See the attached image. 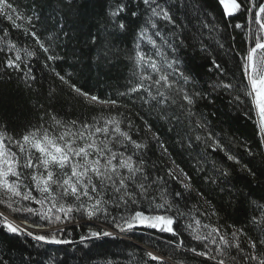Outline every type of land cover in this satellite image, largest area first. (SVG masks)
<instances>
[{"label": "trees", "instance_id": "1", "mask_svg": "<svg viewBox=\"0 0 264 264\" xmlns=\"http://www.w3.org/2000/svg\"><path fill=\"white\" fill-rule=\"evenodd\" d=\"M12 2L25 15H32L34 11L39 14L40 19H33L32 25L17 21L22 25L17 29L0 16V49H2L0 51V122L7 123L8 133L19 134L31 125L50 123L46 113H54L67 121H91L93 117L101 114V108L108 107L84 103L82 97H78L68 85L59 80L55 75V72H59L70 83L86 92L98 95L101 99L111 98L120 101L122 105H128L131 112L127 108L120 107L113 109L111 114H123L122 127L125 130H127V120L131 118L133 139L149 145L148 149L144 150L147 172L153 178L157 175L164 177L167 188L183 191L180 182L172 181L167 176V169L174 167L172 164L174 159L176 164L191 177L195 199L189 198L187 207H185V199L179 200V207L187 215L178 217L175 236L148 228L119 233L105 222L103 216L88 220L86 217L80 219L79 215L76 220L51 226L62 228V231L48 233L70 241L68 244L38 242L26 234H11L0 229V264H157L147 258L146 253L149 251L162 256L166 264H201L204 258L194 259L189 249L192 247H199L204 251L208 249H204L203 245L198 246L185 230V225L191 223L192 218L199 219L202 224L220 226L221 231L226 232L229 239H231V231L234 230L226 227L229 225H234L237 229H249V234L252 236L260 235L259 229L252 230L250 221L254 215L257 218L260 216V206H264V174H262L264 173V137L259 132L255 110L249 111L252 108L251 102L242 92L232 90L220 95L213 93L216 96L214 103L198 101L192 110L194 115L191 118L186 113L181 114L176 107L164 105L162 112L159 105L150 107L144 104L140 97L146 96V93L135 94L133 103L128 97H121L119 94L127 91L130 82L136 80L133 75L136 69L132 57L135 55L137 32L147 19L141 12L144 6L140 0H122L128 5V11L121 14L129 25L125 32L113 28L108 16L109 9L114 8L120 0H12ZM165 2L172 7V15L178 23L173 29L171 24L160 22L161 35L155 36L151 29L149 35L156 40L163 51L170 53L171 50L167 48L165 41L179 43L178 40L174 41L172 32L174 30L177 36H181L182 26H187V31L194 36L191 43L195 47L185 45L182 50L178 49L175 55L183 61L180 65L181 69L194 77V83L187 85L188 90L207 89L211 92L210 85L221 76V73L212 67L213 60L222 65L226 72L225 80L231 81L239 88L243 79V58L251 45L249 37L251 17L244 12L225 17L219 0H200V21L193 20L192 25H188L187 21L191 17L185 16V0H165ZM132 11L138 12V18L131 16ZM237 23L242 27L235 28ZM204 24H208V27H204ZM193 26L197 28L195 33H192ZM29 27L39 34L53 55H58L62 59L48 62L46 55L39 49L31 35H25L23 29ZM4 30H7L6 36ZM9 41L15 43L17 48H27L36 52L35 58L28 61L36 78L35 81L26 83L21 78V73L4 69L5 61L16 55L15 50L9 49ZM221 44L223 48L220 47ZM202 46L204 51H201ZM141 48L150 55L155 51L146 41L141 44ZM20 55L25 60L28 59L23 51ZM246 83L245 80L244 84ZM237 94L240 95L239 101L234 99ZM196 113L203 115L208 129L201 131L192 126L191 121L199 119ZM42 116L44 121H41ZM140 116L151 124L152 130L145 128ZM176 116L179 120L174 118ZM169 117L173 118L169 119ZM208 131L213 133L214 138L220 140L240 163L228 161L223 152L213 151L211 147H207L203 140L206 139ZM157 134L170 155L161 156L162 150L155 140ZM196 135H200L202 140L195 141ZM189 137L195 144L194 148L189 147ZM208 143L211 144V141ZM245 165L257 172L255 178L245 170ZM200 168L204 171H200ZM215 169L227 170L230 175L225 179ZM176 172L180 175L179 169H176ZM208 178L219 179L220 183H210ZM183 182L187 181L183 180ZM196 190L202 191L211 201V205L195 196ZM33 194L39 196L35 191ZM29 206L39 207L31 204ZM213 206L218 211V216L211 214ZM0 209L3 210L4 205H0ZM205 211L207 215L201 216L200 212ZM24 215L13 213L8 218L25 221L17 219ZM108 219L110 221L111 217ZM33 221L36 224H46L38 216H28L25 222L32 224ZM102 228L118 234L81 242V236H87L90 230ZM38 233L43 234V232ZM239 239L247 247V237L240 236ZM214 247V245L209 246L210 249ZM210 254L215 253L211 251ZM204 264H215V262L207 260Z\"/></svg>", "mask_w": 264, "mask_h": 264}, {"label": "snow or ice", "instance_id": "2", "mask_svg": "<svg viewBox=\"0 0 264 264\" xmlns=\"http://www.w3.org/2000/svg\"><path fill=\"white\" fill-rule=\"evenodd\" d=\"M140 3L144 6L141 12L147 19L144 26L137 32L136 50L132 57L136 69L133 75L136 80L130 82L127 91L119 95L128 97L134 103L135 94L146 93V96L140 97L144 104L150 107L159 105L162 112L164 105L176 107L181 114L186 113L191 118L194 115L192 110L198 101L203 100L211 104L216 98L213 93L220 95L223 92L236 90L250 100L252 108L249 111L255 110L259 132L264 136V0L261 2L219 0L225 16L231 17L244 12L258 27L253 46L248 48L243 58V79L240 87L237 88L231 81H226V72L222 65L213 60L211 65L221 73V76L210 85L211 92L207 89L188 90L187 85L194 83V77L181 69L180 65L183 61L175 55L178 49L182 50L185 45L195 47L191 43L194 36L187 31L186 25L182 26L181 36H177L174 30L172 32L174 41L178 40L179 43L165 41L167 48L171 50L170 53L163 51L156 40L149 35L150 29L155 36L161 35L160 22L171 24L175 29L178 21L172 15V7L168 6L165 0H140ZM199 6L200 0H185V16L191 17L187 21L188 25H192L193 20L200 21ZM137 7L139 8L140 5L138 4ZM127 11L128 5L122 0L117 2L114 8L109 9V21L112 27L119 29L120 32L128 30V22L121 15ZM138 15L137 11L131 12L133 18H138ZM0 16L11 22L17 29L22 27L17 21L32 25L33 19H40L39 14L34 11L32 15H25L12 0H0ZM203 26L208 27V24ZM241 27L239 23L235 25L237 29ZM23 30L25 35H31L39 49L46 55L48 62L62 59L51 53L49 46L31 27ZM196 31L197 28L193 26L192 33ZM7 34V30H4V35ZM145 41L155 49L153 54L150 55L141 48V44ZM93 43H95V37H93ZM8 47L15 50L16 55L5 61L4 69L21 73V78L26 83L35 81L36 78L32 74L28 61L35 58L36 52L27 48H17L11 41L8 42ZM220 47L223 48V44ZM204 50L202 46L201 51ZM21 51L24 52L27 60L20 55ZM53 71L55 72V69ZM55 75L78 97H82L84 103L108 107L101 108V114L93 117L91 121H67L54 113H46L50 123L31 125L19 134H9L7 123L0 122V205H4V209L0 210V229L11 234H26L38 242L68 244L70 241L59 239L56 235L48 233L62 231V228L51 226L76 220L79 215L80 219L86 217L88 220L103 216L105 222L119 233L148 228L168 232L173 236L177 235L175 225L178 223V217L187 215L179 207V200L185 199V207H187V200L195 199L188 173L180 168L174 159L172 160L174 167L167 169V176L172 181L180 182L183 191L167 188L164 177L159 175L151 177L145 168L144 159V150L148 149L149 145L133 139L131 118H128L127 130H125L122 127L123 114H111L113 109L120 107L127 108L131 112L128 105H122L120 101L111 98L101 99L98 95L86 92L70 83L59 72H55ZM245 80L246 84H244ZM28 86L30 87L31 84L29 83ZM234 99L239 101L240 95L237 94ZM196 115L199 119L192 120V126L201 131L208 129L203 115L199 113ZM172 118L169 117V119ZM174 118L179 120L178 116ZM140 119L144 121L147 130H152L151 124L143 116H140ZM41 121H44V116L41 117ZM155 140L162 150L161 156L170 155L158 134ZM201 140L200 135L195 136V141ZM189 141V147L194 148L195 144L191 137ZM208 141H211V144ZM203 142L213 151L223 152L228 161L240 163L237 157L230 154L210 131ZM244 167L254 178L257 176V172L251 167L247 165ZM176 169H179L180 175H177ZM199 170L204 171L202 168ZM215 170L219 171L220 176L225 179L230 175L227 170ZM181 176L187 181L186 183L181 181ZM13 177L15 179H11ZM208 179L210 183H220L219 179ZM34 191L39 193V196L34 195ZM195 196L211 205V201L202 191L196 190ZM29 204L39 205V207L29 206ZM13 213L25 214L17 217L25 221L28 216H38L46 224H36L33 221L32 226L40 228L43 234L21 226L14 219H9V215ZM260 213L258 218L254 215L250 221L252 230L259 229L260 235L252 236L249 234V229H237L234 225H229L226 227L234 229L231 231V239L226 232L221 231L220 226L202 224L199 219L192 218V222L185 225V230L198 246L203 245L204 249H208L204 251L199 247L190 248L193 258H204L201 264L207 260H212L215 264H264V206H260ZM211 214L219 215L214 206ZM200 215L206 216L207 212H200ZM109 217H111L110 221ZM76 223L79 226V220ZM46 226L47 231H44ZM114 234V231L103 228L90 230L89 234L81 236L80 240L81 242L90 239L98 240L113 237ZM240 236L247 237V247L241 243ZM210 245H214V249H210ZM211 251L215 254H210ZM146 256L157 264H166L162 256L155 255L153 252H147Z\"/></svg>", "mask_w": 264, "mask_h": 264}, {"label": "rangeland", "instance_id": "3", "mask_svg": "<svg viewBox=\"0 0 264 264\" xmlns=\"http://www.w3.org/2000/svg\"><path fill=\"white\" fill-rule=\"evenodd\" d=\"M250 27H251V29H250V35H249V37H250V42H251V44L253 45V43H254V38H255V34H256V28H257L258 26L255 25L254 22L251 20ZM257 119H258V117H257ZM181 178H183V177H181ZM182 181H183V179H182ZM185 183H186V182H185ZM0 210H1V209H0ZM13 219L15 220L16 223H18V224H20V225H21V223L31 225V224L28 223V222L20 221V220H16L15 218H13ZM21 226H22V225H21ZM45 230H47V228H45ZM36 232H42V231H36ZM29 237H30V236H29ZM125 237H126V236H125ZM31 238H32V237H31Z\"/></svg>", "mask_w": 264, "mask_h": 264}, {"label": "bare ground", "instance_id": "4", "mask_svg": "<svg viewBox=\"0 0 264 264\" xmlns=\"http://www.w3.org/2000/svg\"><path fill=\"white\" fill-rule=\"evenodd\" d=\"M182 179L184 180V178H182ZM21 225H22L23 227H28L30 230H32V231H34V232H36V231H42L40 228L33 227L32 224L29 225V224L21 223ZM115 233H116V232H115ZM116 234H118V233H116Z\"/></svg>", "mask_w": 264, "mask_h": 264}, {"label": "water", "instance_id": "5", "mask_svg": "<svg viewBox=\"0 0 264 264\" xmlns=\"http://www.w3.org/2000/svg\"><path fill=\"white\" fill-rule=\"evenodd\" d=\"M222 10H223V6H222ZM223 13H224V10H223ZM225 17H228V16H225ZM253 46V45H252ZM257 116V115H256ZM264 137V136H263Z\"/></svg>", "mask_w": 264, "mask_h": 264}, {"label": "clouds", "instance_id": "6", "mask_svg": "<svg viewBox=\"0 0 264 264\" xmlns=\"http://www.w3.org/2000/svg\"><path fill=\"white\" fill-rule=\"evenodd\" d=\"M251 46H252V44L250 45V47H251ZM250 47H249V48H250Z\"/></svg>", "mask_w": 264, "mask_h": 264}]
</instances>
